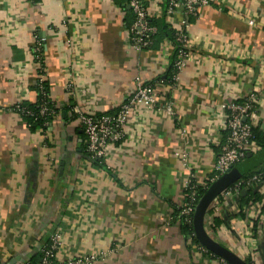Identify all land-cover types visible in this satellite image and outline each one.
<instances>
[{
  "label": "crops",
  "instance_id": "1",
  "mask_svg": "<svg viewBox=\"0 0 264 264\" xmlns=\"http://www.w3.org/2000/svg\"><path fill=\"white\" fill-rule=\"evenodd\" d=\"M164 1L145 0L149 17L184 30L183 10L164 15ZM133 16L126 0H0V264L26 263L55 233L60 261L222 264L185 237L175 213L187 183L215 181L225 105L257 94L251 120L264 132V0H213L190 16L192 58L173 85L157 80L170 70L174 43L161 33L135 51ZM39 44L60 114L46 133H31L12 108L36 99ZM136 78L152 85L159 104L172 105L173 116L135 108L99 166L72 106L112 115ZM230 187L211 203L206 231L244 261L264 264L263 204L242 206ZM258 190L264 195V183ZM213 218L221 222L216 233Z\"/></svg>",
  "mask_w": 264,
  "mask_h": 264
},
{
  "label": "built area",
  "instance_id": "2",
  "mask_svg": "<svg viewBox=\"0 0 264 264\" xmlns=\"http://www.w3.org/2000/svg\"><path fill=\"white\" fill-rule=\"evenodd\" d=\"M213 0H170L168 14H172L175 10H183L187 19L184 30L177 31L176 42L179 44L177 50V58L173 62L174 74L173 83H177L179 75L187 68L191 58V41L188 35L190 23L188 18L197 16L199 9L209 6ZM129 5L134 14V21L129 30V39L132 48L137 52L149 49L153 44V36L157 34V27L150 22L149 10L145 4V0H130ZM250 26H255L253 20H249ZM41 44L38 45L40 48ZM37 47L36 51L39 50ZM47 74L38 75V81L42 82L46 79ZM135 88L131 97L120 105L115 115L96 116L88 114L80 110L79 107L73 106L74 114L78 115V121L84 131L86 137V151L88 155L95 161L102 164L105 163L109 152L113 146L120 143L125 134V127L128 125L130 117L135 108L141 107L146 110L165 111L173 116V108L171 104H159L153 89L143 82L140 78L135 79ZM73 83L67 84V90L73 92ZM23 102L16 104L17 106ZM260 104V97L253 93L249 97L243 99V102L231 101L224 106L226 112L225 124L222 132L223 142L220 144V152L216 158L214 165L216 177L215 181L225 175L231 168L237 167L245 162L248 154H257L260 152L253 129L256 127L251 120L253 112ZM48 109L44 107L42 114ZM264 172L253 177L252 182L248 186L260 183ZM214 181V182H215ZM191 190L190 195H185L184 204L182 206L180 217L185 222L192 223L194 220L195 209L198 201L196 200V192L192 187V181L186 184L185 191ZM230 190L236 195L241 192L239 183H234ZM62 245L61 234L55 233L50 245L43 251V258L40 264H93V257H74L60 261L57 259V252ZM207 251V250H206ZM104 256V255H101ZM222 264H226L221 260ZM29 264V263H22Z\"/></svg>",
  "mask_w": 264,
  "mask_h": 264
},
{
  "label": "trees",
  "instance_id": "3",
  "mask_svg": "<svg viewBox=\"0 0 264 264\" xmlns=\"http://www.w3.org/2000/svg\"><path fill=\"white\" fill-rule=\"evenodd\" d=\"M33 3H40L41 0H30ZM129 1L130 0H126ZM169 3L170 0H165L164 1V15H167L168 9H169ZM196 16H193L192 18H195ZM133 21H134V16H133ZM150 22L153 26L157 27L158 32L156 35L153 36V44H155L157 38L160 36L161 33H165L168 38L174 43L175 46V51H174V57L172 62H174L177 58V50L179 48V44L176 42V31L170 30L169 26L166 24L164 18L163 19H151ZM133 24V22H132ZM131 22L127 24L128 29L130 30L132 26ZM151 46V47H152ZM38 47V46H36ZM39 50H34V60L38 65V75L40 74H47L46 72V66H45V59H44V51H43V45L38 47ZM174 68H173V63L170 67V70L168 74L163 77H159L157 81L159 82H167L170 85H173V74H174ZM149 85L152 89V85L149 83H146ZM33 91L36 93V99L34 102H23L20 105H15L12 108V111L16 113L27 125L31 133H37V132H43L46 133L56 117L60 114V109L56 107L55 103L53 102L51 98V91H50V86H49V81L46 77V79L42 82L38 81L36 82V85L33 88ZM238 102H243V100L238 101ZM46 107L48 110L46 111L45 114H42V109ZM73 107V106H72ZM118 112V111H117ZM116 112V113H117ZM116 113L112 114L115 115ZM103 116V115H101ZM100 117V116H99ZM72 119L78 120V115L72 113ZM253 134L255 137V141L260 147V152L259 154H253L251 158H248V155L246 156L245 162L237 165V167L242 166L245 163L251 162L255 157L260 156L261 154L264 153V132L260 130L258 127H255L253 129ZM90 157V156H89ZM90 159L97 165L99 166H104L101 162L93 160L91 157ZM264 172V161L256 164L255 166L250 167L249 169L245 170L243 173V176L235 183H239L241 187V192L239 195V199L241 200L242 206L245 207H253L254 205L263 204V212H264V195L261 194L258 190V187L264 183V176L262 177V180L260 183L254 184V186H248L247 184L252 182L253 177L257 176L258 174H261ZM192 187H194V191L196 192V200L199 202V200L204 196L206 193L207 189L209 186H199L195 183V181H192ZM245 192V193H244ZM187 195L191 194V190H187L185 192ZM181 210L178 209L176 211V218H179V223L182 229L183 234L185 235L186 238H189L193 244L201 246V249L204 251L203 253L212 258V259H218L219 257L214 255L210 251H206V249L202 246L200 241L197 239L194 231V227L192 223H187L185 222L184 218L180 217L181 215ZM212 215V211L208 210L206 217H209ZM244 216V215H243ZM221 222L217 218H213V223H212V230L213 233L217 232V228L220 226ZM258 226V221L255 222V230L256 227ZM51 240L46 243L40 250L39 254L35 256L32 259H29L26 263L29 264H40L42 258H43V251L48 245H50ZM245 262L247 264H253L251 260L246 259Z\"/></svg>",
  "mask_w": 264,
  "mask_h": 264
},
{
  "label": "water",
  "instance_id": "4",
  "mask_svg": "<svg viewBox=\"0 0 264 264\" xmlns=\"http://www.w3.org/2000/svg\"><path fill=\"white\" fill-rule=\"evenodd\" d=\"M253 154H248V158H251ZM264 161V153L258 157H255L251 162L245 163L240 167L231 168L225 175L213 182L207 189L204 196L199 200L195 209L193 227L197 239L202 246L218 256L226 264H247L243 259L238 257L232 251L228 250L218 242H216L207 233L205 228L206 214L213 200L223 191L232 186L242 176L245 170L249 169L256 164ZM245 193V192H244Z\"/></svg>",
  "mask_w": 264,
  "mask_h": 264
}]
</instances>
